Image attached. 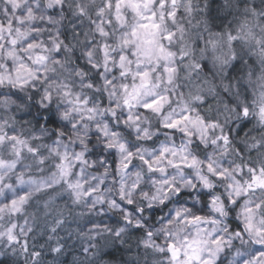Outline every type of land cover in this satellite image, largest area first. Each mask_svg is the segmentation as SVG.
I'll use <instances>...</instances> for the list:
<instances>
[{"label":"clouds","instance_id":"9594fccd","mask_svg":"<svg viewBox=\"0 0 264 264\" xmlns=\"http://www.w3.org/2000/svg\"><path fill=\"white\" fill-rule=\"evenodd\" d=\"M0 264H264V0H0Z\"/></svg>","mask_w":264,"mask_h":264},{"label":"snow or ice","instance_id":"6c2138e0","mask_svg":"<svg viewBox=\"0 0 264 264\" xmlns=\"http://www.w3.org/2000/svg\"><path fill=\"white\" fill-rule=\"evenodd\" d=\"M150 106H151V105H146V107H150ZM171 126H174V125H170V127H171Z\"/></svg>","mask_w":264,"mask_h":264}]
</instances>
